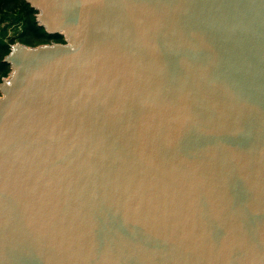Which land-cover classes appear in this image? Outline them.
I'll use <instances>...</instances> for the list:
<instances>
[{
	"label": "water",
	"instance_id": "obj_1",
	"mask_svg": "<svg viewBox=\"0 0 264 264\" xmlns=\"http://www.w3.org/2000/svg\"><path fill=\"white\" fill-rule=\"evenodd\" d=\"M25 2L0 264H264V0Z\"/></svg>",
	"mask_w": 264,
	"mask_h": 264
},
{
	"label": "trees",
	"instance_id": "obj_2",
	"mask_svg": "<svg viewBox=\"0 0 264 264\" xmlns=\"http://www.w3.org/2000/svg\"><path fill=\"white\" fill-rule=\"evenodd\" d=\"M36 12L24 0H0V24L9 21L8 25H15L17 31L14 37L5 42L0 37V82L10 73L9 66L3 62L10 52L12 45L20 43L25 46L35 47L42 44L63 43L59 35H49L43 28L37 26ZM8 27V26H6ZM5 27L1 30L4 37Z\"/></svg>",
	"mask_w": 264,
	"mask_h": 264
},
{
	"label": "rangeland",
	"instance_id": "obj_3",
	"mask_svg": "<svg viewBox=\"0 0 264 264\" xmlns=\"http://www.w3.org/2000/svg\"><path fill=\"white\" fill-rule=\"evenodd\" d=\"M9 21H5L3 23L0 24V37L4 39L5 42H9V39L11 37H14V35H16L17 31L15 30V25H8ZM8 26V27H6ZM3 27H5V34L4 37L1 35V30L3 29ZM29 47V46H28Z\"/></svg>",
	"mask_w": 264,
	"mask_h": 264
},
{
	"label": "flooded vegetation",
	"instance_id": "obj_4",
	"mask_svg": "<svg viewBox=\"0 0 264 264\" xmlns=\"http://www.w3.org/2000/svg\"><path fill=\"white\" fill-rule=\"evenodd\" d=\"M25 1V0H24ZM26 3V2H25Z\"/></svg>",
	"mask_w": 264,
	"mask_h": 264
}]
</instances>
